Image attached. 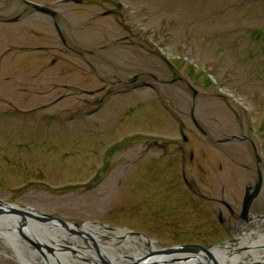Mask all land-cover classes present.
<instances>
[{
    "label": "rangeland",
    "instance_id": "rangeland-1",
    "mask_svg": "<svg viewBox=\"0 0 264 264\" xmlns=\"http://www.w3.org/2000/svg\"><path fill=\"white\" fill-rule=\"evenodd\" d=\"M55 2L0 0V200L156 251L263 230L264 0ZM257 170L247 219L204 238Z\"/></svg>",
    "mask_w": 264,
    "mask_h": 264
},
{
    "label": "bare ground",
    "instance_id": "bare-ground-1",
    "mask_svg": "<svg viewBox=\"0 0 264 264\" xmlns=\"http://www.w3.org/2000/svg\"><path fill=\"white\" fill-rule=\"evenodd\" d=\"M27 219L29 232L25 229L22 232L39 245L40 251L29 247L28 242L17 233L19 223L16 220L9 219L6 214L0 217V241L12 250L18 264H76L78 261L81 264H101V261L103 264H205L204 260L200 263L174 254H154L156 250L152 242L146 239L142 241L147 248L139 249L130 243L122 231H115L116 236H107L97 226L86 224L80 228L86 241V244H82L78 238L68 236L62 228L42 226ZM118 235L124 236L122 245L117 244ZM64 246L66 249H60ZM243 246H247L246 250L240 251ZM129 247H133V252L128 250ZM211 253L215 264H264V229L242 233L234 242H226ZM141 255L150 256L138 261L137 257Z\"/></svg>",
    "mask_w": 264,
    "mask_h": 264
},
{
    "label": "water",
    "instance_id": "water-1",
    "mask_svg": "<svg viewBox=\"0 0 264 264\" xmlns=\"http://www.w3.org/2000/svg\"><path fill=\"white\" fill-rule=\"evenodd\" d=\"M32 7L43 14H47L50 16H54V12L51 10L32 4ZM262 186V176L259 170H257V181L256 184L252 190V192H248L246 190L245 195L243 197L242 201V207H241V212H240V218L243 220L247 219V215L249 213L250 207L253 203V201L257 198ZM6 214L8 215V218L11 220H16L19 224L17 226V233L24 238L25 241L28 242L31 247L34 249H37L40 251L39 245L34 243L32 239H29L27 236L24 235L22 232L23 229L27 230V233L29 230L27 229L29 225V219L36 221L37 223L41 224L42 226H57L59 228H62L66 231H68L70 234H79L81 232L80 228L78 227L77 224H70L64 221H61L55 217H52L50 215H46L43 213H39L37 211H34L29 208H20L15 205H9L5 204L0 201V217L1 215ZM86 224L90 223H85L82 226H85ZM81 226V227H82ZM138 235V234H135ZM48 250H52L49 246H46ZM66 249V247H60V249ZM218 247H213L211 249H205L200 246H194V245H182V246H177V247H171L167 250H160V251H155V254H164V255H172L174 254L175 256H181V257H187L189 259H193L198 262H202L205 264H215L214 258L212 256V250ZM55 254V253H54ZM53 254V255H54ZM38 264H42V262H39Z\"/></svg>",
    "mask_w": 264,
    "mask_h": 264
},
{
    "label": "flooded vegetation",
    "instance_id": "flooded-vegetation-1",
    "mask_svg": "<svg viewBox=\"0 0 264 264\" xmlns=\"http://www.w3.org/2000/svg\"><path fill=\"white\" fill-rule=\"evenodd\" d=\"M83 1L84 0H75L74 1V4H78V5H80V4H82L83 3ZM26 7H25V9L23 10V13H25V12H27L28 10H33V11H35L31 6H29L26 2H25V4H24ZM55 11V10H54ZM36 12V11H35ZM36 13H38V12H36ZM39 14V13H38ZM56 15H57V13L55 12V15H54V17L53 18H55L56 17ZM19 16V15H18ZM15 17V18H13V19H11V20H8V22H17L18 21V19H19V17ZM14 20V21H13ZM0 22H4L3 20H1L0 19ZM54 27H57L56 25H54ZM176 80H180L179 78H177ZM134 81V80H133ZM118 83H121V82H118ZM134 85V87L136 86V84L134 83L133 84ZM122 92H124V93H126V92H128V90L126 89H120V91H117L116 92V94L115 95H117V94H122ZM194 95H196V93L194 94ZM97 100H100V98L99 99H96L95 100V102L97 101ZM189 119H190V121L192 122V124H193V121L194 122H196L197 123V125L201 128V126L199 125V123L195 120V116H194V111L191 109L190 110V113H189ZM194 125V124H193ZM194 127H195V125H194ZM199 133H200V135L204 138V139H206V134H205V132L203 131V129L201 128V131H198ZM235 139H237V138H235ZM183 142L184 143H188L189 141H187V139L185 138V139H183ZM178 150V149H177ZM185 150V149H184ZM179 151V150H178ZM186 151V150H185ZM188 154H189V160L190 161H192V148H188ZM254 184H255V182H254ZM254 184L251 186H246L245 187V189H244V191L246 190V189H249V191H251L252 190V187L254 186ZM258 198V197H257ZM223 206V205H222ZM226 208H227V211H228V213H229V216L224 220L223 218H222V216L219 214L220 213V210H218L217 212H216V218H217V224H216V226L213 224L211 227H210V229L209 230H207V231H205V232H203L201 235H203L204 236V238H209V236L211 235V234H213V233H215L216 231H217V229H221V228H223L225 225H229V223L231 222V220H232V218L234 219V220H237L238 219V216H237V214H235V213H233V211L229 208V207H227L226 206ZM185 245H194V246H202V247H205V245L204 244H202V243H198V242H194V241H188V242H186V243H184ZM183 245V244H182ZM206 248V247H205Z\"/></svg>",
    "mask_w": 264,
    "mask_h": 264
}]
</instances>
